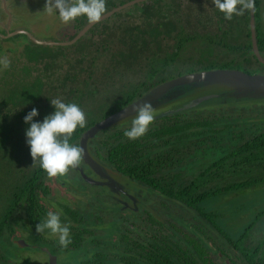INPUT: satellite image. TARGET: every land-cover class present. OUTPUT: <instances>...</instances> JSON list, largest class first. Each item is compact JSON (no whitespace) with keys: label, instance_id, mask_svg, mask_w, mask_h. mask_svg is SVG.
Instances as JSON below:
<instances>
[{"label":"trees","instance_id":"1","mask_svg":"<svg viewBox=\"0 0 264 264\" xmlns=\"http://www.w3.org/2000/svg\"><path fill=\"white\" fill-rule=\"evenodd\" d=\"M123 2L106 0V11ZM208 6L220 14L217 21L224 23L225 29L211 23L205 8ZM139 9V23H133L134 17L125 11L113 14L124 18L116 25L108 26L109 19L94 23L86 35H91L98 26L99 30L105 29L103 41L98 42L100 45L91 38L78 39L68 45H28L24 49L27 64L22 66V73L10 71L9 76H4V83L10 85L0 88V264H34L28 263L24 250L21 252L25 246L45 252L47 256L49 252L56 255L57 264H66L63 254L72 258V264H218L211 255L223 248L212 244L213 238L208 232L211 227L220 232L234 251L232 264H264V207L239 233L233 234L221 228L224 218L219 210L208 206L213 197L230 192L246 193L264 185V115H258L254 126H246L251 117L242 114L182 110L155 118L148 132L137 140L123 135L129 126L115 125L112 130L98 132L89 142L91 154L104 167L127 178V191L133 189L139 198L140 190L158 196L161 212L154 213L139 201L146 216L131 222L134 229L144 227L141 238H134L120 220L125 217L124 212L134 215L137 211L129 207L121 209L123 204L115 202L114 198L103 206L102 203L108 201L101 198L109 191L105 186H98L104 194H91L97 202L90 205L94 210L88 209L81 199L76 201L75 207L65 199L64 203L55 205L61 222L70 225L72 243L68 247L60 246L57 238L46 234L47 230L46 233L36 231V225L47 214L44 205L51 200L47 175L39 162L34 163L26 143V129L30 124L25 123L24 117L32 108L39 112L33 120L42 122L46 115L55 111L52 99L77 103L87 118L86 126L78 127L71 137L70 142L77 144L81 133L92 124L172 77L228 67H241L251 73L246 65L253 68L257 65L264 71V63L252 51L249 12L237 16V23L221 16L224 14L212 0H146ZM87 22V18L81 16L74 20L73 26L80 27ZM254 23L257 46L264 57L262 0H255ZM240 26L242 34L238 35L235 31ZM231 31H234L237 44L225 41ZM171 38L174 48L169 41L163 44ZM115 41L121 45L114 46L117 49L110 46ZM198 41L206 43V46L197 45L201 53H213L214 46H223L240 54L242 59L232 56L217 60L212 55L179 59V53L188 48L189 43ZM158 51L164 56L159 57ZM105 52L108 58L102 60ZM195 59L197 67L192 63ZM203 59L205 61H201ZM129 61L136 63L122 68L121 65ZM30 62L33 64L28 65ZM186 63L187 66H183ZM128 68H131L130 76L125 74ZM34 70L41 72L28 79ZM43 71L48 73L43 76ZM2 92L16 97L11 106L3 103V100L9 102V97ZM248 112L251 110L245 113ZM200 161L206 163L194 170ZM75 179L79 181L76 186L83 191L87 182L79 171ZM59 181L68 182L64 177H59ZM120 196L128 199L126 195ZM243 209L252 210V204L240 203L232 212ZM98 211L106 213L105 217ZM184 211L191 213L193 219H187ZM21 230L32 231L35 240L25 246L17 245L14 240L22 238ZM13 246L21 252L16 258L7 254L8 248Z\"/></svg>","mask_w":264,"mask_h":264},{"label":"rangeland","instance_id":"2","mask_svg":"<svg viewBox=\"0 0 264 264\" xmlns=\"http://www.w3.org/2000/svg\"><path fill=\"white\" fill-rule=\"evenodd\" d=\"M167 1H169V0H162V2H167ZM180 1L183 2L184 0H180ZM38 2L33 1V0H27L25 2H22L18 6H20L23 9V14L24 15L27 13V8H29L30 10L34 9L35 11H41L43 13L48 14L46 11H44V8H39V6L41 7V5ZM45 3H46V0H44L43 4L45 5ZM262 5L264 6V0H262ZM7 7L10 10L9 11L10 16L9 15L8 16L5 15L3 17H0V20H1L0 24L2 23L6 27L7 26H14L15 27V26H17V23L20 22L21 18L18 17L17 15H14V13L12 11V8L14 7V1L10 2L7 5ZM205 8L208 11L206 13H208L210 18H211V23L212 24L214 23L216 26H221V27H223V29H225V24L222 23V22H218L217 21V19H218L220 14L218 15V14L214 13L213 12V7L208 6V8L207 7H205ZM139 10H140L139 8L137 10V8H135V7H134V9L130 10V14L134 17L133 18V23L134 22L135 23H139L140 22V18L137 15ZM184 12H182V16L185 15ZM34 13L36 15L38 14L37 12H34ZM49 15L50 14H48L47 16L45 15V16L48 17ZM110 15H112V14H110ZM221 16L224 17V15H221ZM232 20L237 22V20H238L237 16H233ZM51 21L52 22H51L50 30L52 28L56 29L61 23V21L58 18L56 19V17H54ZM119 21H121V18L115 17V16L112 15L109 18L108 26H110L112 24L116 25V23H118ZM224 22H226V20ZM242 26H240L235 31L238 35L242 34ZM67 27H70V25L67 26ZM99 29H100V26H98L97 28L93 29V31H92L93 34L91 33V35H92L91 40L95 41L96 45H100V43H98V42L99 41H103V40H101V38L104 36V33L102 34V31L105 30V29H101V30H99ZM208 29H211L214 33L218 32V30L215 31L213 28H208ZM60 30H59V32H60ZM108 30L109 29H106V32H108ZM73 31L74 30L72 28H70V30L67 29V33L69 35L72 34L71 32H73ZM51 32H52V30H51ZM219 34H221V33L219 32ZM233 34H234V31H231V33L228 36H225V41L227 43H229V44H237L238 43L233 38ZM8 35H9V33H7V32L4 33L3 30L0 31V39L5 40V38ZM58 36L60 37V39H63V29L61 30V32H60V34ZM168 41L170 42V46H172V48H174L173 47L174 39L171 38V39L164 40L163 44L165 42H168ZM19 42L22 45L25 41H22V42L19 41ZM198 44H200V46H206V43H201L199 41L198 42H191V43H189V45H188L189 47L188 48H186L184 51H181L179 53V55H178L179 59H184L185 58V59L189 60L190 56L196 57V59H198V58H200L202 56L206 57V56H209V55H212L213 58H216L217 60L223 59V58L229 59V57H232V56H236L237 60L242 59V56L240 54H236V53H233L231 51H228V50L224 49L223 46H214L213 53H211V52H209L207 54H205L203 52L201 53V51L198 49V46H197ZM12 46H14V43H12ZM110 46H112L113 48H114V46L119 47V42L115 41ZM70 49H66V50L68 51ZM114 49H117V48H114ZM222 50H226V51L224 52ZM158 52H159L158 55H160L159 57L164 56L163 53H161V51H158ZM169 52H170V50H169ZM166 53L169 54L168 52H166ZM5 56H7V55H5ZM8 58L11 61V58L10 57H8ZM106 58H108V52H105V54L103 55L102 60H104ZM196 59L192 62L194 67H197V64H198ZM201 61H205V60L203 59ZM63 62H65V61H63ZM135 63L136 62L129 61V63L127 62L126 65H121V66H123L122 68H124L125 66L131 67ZM25 64H27V61L25 59L24 60L19 59L18 61H16V63L12 64V65H14L13 67H10L9 69L5 70L6 73H4V70H0V88H6L7 86L10 85L8 82L4 83V81H5L3 79L4 76H9V72L10 71L19 70L22 73L21 68ZM32 64H33V62L32 63L30 62V64H28V65H32ZM199 64L201 65V63H199ZM138 65L141 66V63H139ZM38 66H41V65L38 64ZM64 66H66V65H64ZM183 66H187V63L184 64ZM246 67H248V69L251 71V73H259V72L260 73H264L263 69L257 67V65H255V68H253V66H248V65H246ZM228 68L241 69V67L240 68L228 67ZM126 70H127V73H125V74L130 76L131 68H128ZM241 70H243V69H241ZM39 72H41V71H36V70L31 71L29 73V75L27 76V78L28 79H30V78L33 79V78H35V76H38V74H40ZM137 72H139V74H142V73H140L139 70H137ZM46 73H48V72H44L43 71L42 75L44 76V75H46ZM42 75H40V76H42ZM43 79H44V77H43ZM115 79H117V78H115ZM80 84L83 85V82L81 81ZM2 95H5V97H9L8 98L9 102L3 100L4 104L7 103V105H5V106H11L13 101L16 98V97L15 98H11L10 96H12V95H9L8 92H6V93L2 92ZM254 107H256L258 111H256L254 109ZM208 110H209V108L203 107L201 110H196V111H198V112L199 111L206 112ZM248 110H251V113L250 112L245 113ZM212 112L219 113V114H225V115L226 114H228V115L229 114H242V116L245 115V116L251 117L250 121L248 122V124H246V126H248V125L254 126L257 123V121H258V117L261 116V115L262 116L264 115V103L252 104L251 107L244 106V105H227V106H224V107H220V105H219V106H215V108H213ZM263 123H264V121H263ZM128 126L131 127V123H127V124L125 123L124 125H119V127H121V128L128 127ZM107 129L112 130L113 127H109ZM17 145L18 144H16L15 146H17ZM2 162H3V160H2ZM205 163H206L205 161H200L199 163H197L198 165L195 166L194 170L195 169L197 170L200 166L204 165ZM1 166L4 167V165L2 163H1ZM80 168L82 169V171H85V173L87 174L88 177L96 178L97 180L99 179L98 176H96V174L91 169H88L87 167H85L83 165L82 161H81L80 165L77 168L70 169L68 174H67V176H64V179L66 181H68L67 183H60L59 177L48 179L47 180V185L50 187L48 198L51 200V203H47V201H46V204L44 205V206H46L47 212L48 211H53V209L55 210V212H57V210L55 209V205H57V202L64 203L63 199L67 200L74 207H75L76 201L78 199H81L82 202H84V205L89 207L88 209H91V210L95 209V208H92L88 204L87 200H88V197L91 194L95 193V192H97V193L100 192V193L104 194V192H101V189L98 187V186H102V185L89 183L87 180H85L82 177L87 183L92 185L91 187L93 189H90L88 187V184L84 183V187H85L84 191L79 190L78 187L76 186L77 184H79V181L76 180L75 177L77 176V171H79ZM113 176L116 177L117 180H119V181H121V182H123L125 184V182H126L125 179H127V178H125L123 176L121 178L120 176H118L116 174H114ZM116 192H117V190H116ZM141 192H142V190L139 191V194H141V198H139L137 195H135L136 201L133 202V200H134L133 199L132 201H130V203H128V202L126 204L122 203L123 206H122L121 209H124L125 207H129L132 210L137 211L136 214L131 215L128 212H124L123 214L125 215V217H123L122 220L119 219L120 223H124L125 228L127 230H129V235L133 236L134 238L138 237L139 239L141 238L140 234L143 233L142 230H143L144 227L140 226L137 229H134V227L131 224V222L132 221H137L139 219V217L141 216V218L138 220V221H140L142 218H144L146 216L145 211H142L140 209V204L143 202L144 204L149 206L154 213H159V211L161 212V206H159L158 203H157L160 198L158 196L154 195V194H151L148 191H145V190L142 193ZM224 195H226V196H224ZM111 198H114L115 199L114 201L115 202H119V203H120L119 199H123L122 197L117 196L116 194H109V193L106 194V196L105 195L102 196L101 199H105L106 201H108L110 203V202L113 201ZM123 201H121V202H123ZM139 201H142V202L140 203ZM209 202L210 203L208 204V206L210 208L216 207V209L219 210L220 215L223 216V218H224L222 220V223H221V228L224 229L227 232H231L233 234L234 233L237 234V233H239L242 230L243 226H245L249 222L251 217L253 215H255L256 213H258V211L262 207H264V185L258 186L256 188H254L253 190L248 191L246 193H233V192H230V193H227V194H222V195H219V196L211 198V200ZM245 202L249 203V204H252V210L243 209L242 211H238V213L232 212L233 208H235V207L237 208L240 203H245ZM115 204H118V203H115ZM60 206H61V204H60ZM98 212H100V211H98ZM184 213L188 217L187 219H193V216L191 215V213L186 212V211H184ZM163 216L166 217V215L160 214V217H163ZM208 232L211 234V236L213 238V241H211L212 244L216 245V246L218 245V246L223 248V251H220V250L216 249L215 250L216 252L212 253L211 256L213 257V259L216 260V262L218 264H232L231 263V258L233 256L234 251H232V249L229 247L228 243L221 236L220 232L217 231L216 228H214V227H211L208 230ZM21 235H22L21 239H23L27 244H28V242L35 240V237H34L35 234L32 231L31 232H24L23 230H21ZM258 236H259V233L256 234L254 236V238H256ZM23 250L28 255L27 256L28 263L44 264L48 260V256L46 255L45 252H41L40 250H37V249H35V248L31 247V246L23 247L21 252H23ZM19 251L20 250L17 247H14V246L13 247H9L8 250H7V254L9 255L8 257L16 258L19 255V253H21ZM61 256H64L65 259L67 258L66 259L67 260L66 264L67 263H69V264L73 263L71 261L72 258L66 257V254L65 255L63 254ZM58 260H59V262L62 263L61 259H58Z\"/></svg>","mask_w":264,"mask_h":264},{"label":"water","instance_id":"3","mask_svg":"<svg viewBox=\"0 0 264 264\" xmlns=\"http://www.w3.org/2000/svg\"><path fill=\"white\" fill-rule=\"evenodd\" d=\"M13 1L14 7L12 8V11L14 15L21 18L20 22L17 23V26L25 28H21V30L15 32L25 31L26 33L33 32L39 36L47 35V33L44 32L46 27L45 14L41 11H35L34 9L30 10L27 8V13L24 15L23 9L18 6L27 0H0V17L5 15L10 16L9 6L7 7V5ZM33 1H39L38 3L41 5L39 8L44 7L42 2L44 0ZM131 1L133 0H130V2ZM124 4L125 3L119 6ZM116 7H114L115 9L112 8L106 11L107 13L105 15H109L119 9ZM34 12H37L38 14L36 15ZM93 24L94 23L88 22L84 26L82 32ZM249 28L252 51L257 59L264 63V57L261 55L256 42L254 10L249 11ZM32 39L36 43H53L51 41L36 40L33 37ZM74 40L75 38H72L68 41L54 42V44L68 45L73 43ZM144 101H148L152 104L155 118L172 115L182 110H201L203 107L213 110L215 106L219 105L220 107L227 105H244L249 107L252 104L264 103V73H248L236 68H211L181 74L149 88L141 96L100 119L98 122H95L81 133L78 139V145L84 150L82 162H84L99 178L97 180L96 178L88 177L80 168V175L89 183L106 186L112 191V194H115L116 190L117 192H120L125 189V184L117 180L113 175L116 174L121 178L122 176L117 174L116 171L104 167L91 154L89 150V142L98 132L104 129L115 125L131 123L135 116L132 106ZM126 196L130 201L133 199V202L136 201L135 196L131 194L129 195L128 193H126ZM119 200L123 201L124 199ZM130 201L124 200L122 203L126 204L127 202L130 203ZM14 242L19 246L27 245V243L21 238L15 239ZM43 249L47 250L46 248ZM47 264H57V256L49 252Z\"/></svg>","mask_w":264,"mask_h":264},{"label":"clouds","instance_id":"4","mask_svg":"<svg viewBox=\"0 0 264 264\" xmlns=\"http://www.w3.org/2000/svg\"><path fill=\"white\" fill-rule=\"evenodd\" d=\"M123 3H118L116 6ZM212 3L227 20H231L234 15L243 16L245 12L253 11L255 8V0H212ZM44 11L50 15L58 13L59 20L63 24L73 27V33L64 40L68 41L74 38L76 30L84 27L88 22L98 23L102 19L106 13V0H46ZM81 16L86 17L88 22L80 27H74V20ZM64 28L67 26L61 29ZM71 35H73L72 38ZM10 67V59L7 56L0 57V70H7ZM51 104L55 111L46 115L42 122L33 120L39 115L36 108H32L24 117L25 123L30 124V127L26 129V143L30 146L34 163L38 161L40 168L46 173V179L67 176L70 169L80 165L84 150L78 143H71L70 140L78 127L86 126L87 120L86 113L75 102L66 103L61 98H55L51 100ZM132 107L135 116L131 121V127L125 129L123 135L129 140H137L148 132L155 114L152 104L148 101L137 103ZM106 189L109 194H112L111 190L107 187ZM126 193L135 196L133 189L129 191L124 189L115 194L120 196ZM36 231L57 238L59 245L64 248L72 243L70 225L61 222L59 212L48 211L46 217L36 225Z\"/></svg>","mask_w":264,"mask_h":264},{"label":"flooded vegetation","instance_id":"5","mask_svg":"<svg viewBox=\"0 0 264 264\" xmlns=\"http://www.w3.org/2000/svg\"><path fill=\"white\" fill-rule=\"evenodd\" d=\"M143 1H146V0H133V1H131L130 2V0H124V5H122V6H117L116 8H119L118 10H115L113 13H115V12H118V11H121V10H125V12L126 13H128V14H130V10H132V9H134V7L135 8H137V10H138V8H139V4L140 3H142ZM113 9H115V8H113ZM140 12V11H139ZM138 12V13H139ZM107 13V12H106ZM105 13V14H106ZM113 13H111V14H113ZM55 15H49L48 17H46V27H45V29H44V32H46L47 33V35H43V36H39V35H35L33 32H29V33H31V35H35L36 36V38L38 39V40H45V41H50V40H52V41H56V42H60V41H64L65 39H67V38H69V34L67 33V29L68 30H70V28H73V27H67V28H64L63 29V39H60V37L58 36L59 34H60V32H61V28L63 27V26H69V24H63L62 22L60 23V25L55 29V28H52L51 30H52V32H51V30H50V28H51V20L54 18V17H56V19L58 18L59 19V17H58V13H54ZM48 15V14H47ZM53 17V18H52ZM111 17V15L109 14L108 16H106V17H104V18H102L100 21H102V20H104V19H108V18H110ZM50 18H52L51 20H50ZM124 18L123 17H121V20H123ZM0 27H2V28H0V31L1 30H3L4 31V33L5 32H7V33H9V35L5 38V40H2V39H0V57H3V56H5V55H7L8 57H10L11 58V65L12 64H14V63H16V61H18L19 59H22V60H24V55H25V53H24V49L28 46V45H31V44H34L35 45V43H33L31 40H30V38L27 36V35H25V33H15V34H13V32H15V31H17V30H21V28L22 29H25L24 27H14V26H5V25H0ZM111 28V27H110ZM61 29V30H60ZM84 29V27H82V28H80V29H78V30H76V32H75V36L77 35V34H79V38L78 39H81V40H84V39H86V38H92V35H85V33H86V31H87V29H85L83 32H82V30ZM59 30H60V32H59ZM19 32V31H18ZM71 33H73V32H71ZM74 36V37H75ZM77 39V40H78ZM19 41H25L22 45H21V43L19 42ZM12 43H14V46H12ZM41 45H46V46H58V44H41ZM112 45V44H111ZM120 45V44H119ZM87 166V165H86ZM87 168H88V166H87ZM89 169V168H88ZM84 173H85V171H83ZM88 187L90 188V189H93L89 184H88ZM84 191V190H83ZM151 193V192H150ZM94 195H96V193H93ZM152 194V193H151ZM87 202H88V204L89 205H96L95 203H97L96 202V200L92 197V195H90L89 197H88V200H87ZM99 204H100V202H99ZM108 204H110L109 202L107 203H102V205L103 206H107ZM101 205V204H100ZM102 210H106L105 208H101ZM108 212V211H107ZM101 216H103V217H105V215H106V213H101V212H98ZM109 213V212H108ZM30 243V242H29ZM33 242H31V244H32ZM46 264H47V262H46Z\"/></svg>","mask_w":264,"mask_h":264},{"label":"bare ground","instance_id":"6","mask_svg":"<svg viewBox=\"0 0 264 264\" xmlns=\"http://www.w3.org/2000/svg\"><path fill=\"white\" fill-rule=\"evenodd\" d=\"M42 2H44V1H42ZM43 6H45V5L43 4ZM43 8H44V7H43ZM44 14L47 16L46 13H44ZM51 15L53 16V15H55V14L53 13V14H51ZM106 16H108V15H105V14H104V16H103L102 18H104V17H106ZM52 18H53V17H52ZM52 18H50V19H52ZM0 25H3V24H0ZM15 33H25V35H27V36L30 38V40H31L33 43H35V44H48V43H36V42H34L33 39H32V37L35 38L36 40H38V39L36 38V36H37L36 34H35L36 36H35V35L33 36V35H31V33H29V32L26 33L25 31H24V32L19 31V32H15ZM15 33L13 32V34H15ZM74 38H75V40H74L73 42H75V41L79 38V34H77ZM41 41H42V40H41ZM43 41H45V40H43ZM50 41L53 42V43H51V44H54V42L56 43V41H52V40H50ZM194 72H196V71H194Z\"/></svg>","mask_w":264,"mask_h":264}]
</instances>
